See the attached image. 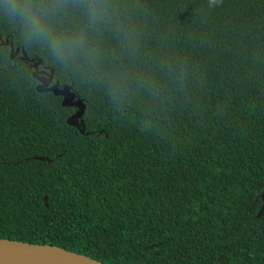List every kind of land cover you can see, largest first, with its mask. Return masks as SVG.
Wrapping results in <instances>:
<instances>
[{"label": "trees", "instance_id": "16d2710c", "mask_svg": "<svg viewBox=\"0 0 264 264\" xmlns=\"http://www.w3.org/2000/svg\"><path fill=\"white\" fill-rule=\"evenodd\" d=\"M138 2L136 59L105 34L99 72L0 19V238L106 264H264V0ZM21 50L84 100L87 133Z\"/></svg>", "mask_w": 264, "mask_h": 264}, {"label": "clouds", "instance_id": "9594fccd", "mask_svg": "<svg viewBox=\"0 0 264 264\" xmlns=\"http://www.w3.org/2000/svg\"><path fill=\"white\" fill-rule=\"evenodd\" d=\"M223 0H207L217 8ZM138 0H0V19L19 28L27 44L39 46L59 65L99 72L108 55L105 34L118 42L120 51L134 61L143 39ZM129 75L117 73L108 91L122 99Z\"/></svg>", "mask_w": 264, "mask_h": 264}, {"label": "water", "instance_id": "95a60500", "mask_svg": "<svg viewBox=\"0 0 264 264\" xmlns=\"http://www.w3.org/2000/svg\"><path fill=\"white\" fill-rule=\"evenodd\" d=\"M7 41V38H6ZM11 45L10 58L19 51ZM22 59L30 61L34 68L32 75L37 79L36 90L39 92L50 91L54 95L62 97V106L74 107V112L66 119L68 125L75 127L81 133L85 132L83 115L86 104L84 100L68 84L60 85L58 80L53 79L54 70L43 63L41 58H28L21 50ZM39 66L41 68L39 69ZM39 160H49L47 157L34 156ZM262 206L258 215L264 209V187L260 194ZM47 205V196L44 197ZM0 264H106L84 253L69 250L54 244H40L9 238H0Z\"/></svg>", "mask_w": 264, "mask_h": 264}, {"label": "flooded vegetation", "instance_id": "af4514ba", "mask_svg": "<svg viewBox=\"0 0 264 264\" xmlns=\"http://www.w3.org/2000/svg\"><path fill=\"white\" fill-rule=\"evenodd\" d=\"M20 59H22L20 56H19ZM22 60H25V59H22ZM41 68V66H39V69Z\"/></svg>", "mask_w": 264, "mask_h": 264}]
</instances>
